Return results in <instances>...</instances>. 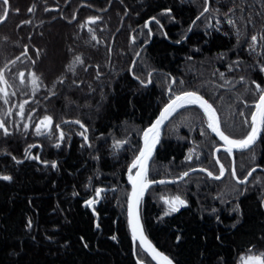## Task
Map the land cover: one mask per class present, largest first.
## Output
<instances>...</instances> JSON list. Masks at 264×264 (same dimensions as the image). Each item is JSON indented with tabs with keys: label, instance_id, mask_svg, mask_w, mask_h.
<instances>
[{
	"label": "trees",
	"instance_id": "trees-1",
	"mask_svg": "<svg viewBox=\"0 0 264 264\" xmlns=\"http://www.w3.org/2000/svg\"><path fill=\"white\" fill-rule=\"evenodd\" d=\"M185 1L9 0L10 15L0 23V72L4 75V82L0 83L4 89L0 92V118L7 121L13 135L5 138L0 132V173L14 179L0 181V264H136L127 225L126 197L130 190L127 167L141 144L139 130L155 119L167 101L163 75L171 73L177 80L190 81L186 86L189 89L202 83L207 87L205 81L216 78L212 76L214 70L227 71L231 61L239 59L247 67L264 59L259 40L255 52L248 48L251 35L255 34L251 27L237 46L236 37L223 17H211L207 13L208 20L202 17L197 21L187 41L175 43L202 10V0ZM210 3L212 7L224 5L223 11L229 6L228 0H210ZM248 5L261 10L258 0H248L246 14L250 10ZM167 7L173 9L175 22L159 15ZM30 8L33 10L29 11ZM2 10L0 4V14ZM96 16L100 19L89 20ZM153 16L161 20L168 35L165 37L152 22L153 40L144 46L136 68L129 72L135 53L150 39L144 25ZM217 18L221 19L219 26H216ZM48 28L55 29L57 35L49 34ZM93 34L96 40L92 39ZM47 39L53 40L56 49L53 58H48ZM196 48L200 50L197 52ZM218 53H224L226 58L218 59ZM76 55L81 56L84 64L75 65L73 74L68 68ZM188 56H192L191 61L187 60ZM151 69L156 70L153 84L139 88L133 72L147 80V71ZM233 72H245L253 78L260 76L241 69ZM32 73L41 81L34 93ZM61 78H64L62 85L56 83ZM52 91L56 92L55 96ZM102 97L106 102L97 115L92 108L100 107ZM25 100L28 103L20 115L19 105ZM238 112L219 114L222 122L238 124L244 119ZM45 115L52 116L56 137L59 136L56 124L66 134L60 149L52 146L54 141L49 139L47 130L42 129L43 135L36 134L35 125ZM201 119L203 113L192 106L170 121L152 160L150 178H174L194 166L217 169L211 155L216 145ZM75 120L89 128L92 149L81 148L79 125L64 123ZM24 124L29 125L27 130ZM201 127L206 136L200 135ZM101 133L106 140L97 139ZM234 137L239 138V132ZM114 138H128L130 143L117 149L113 147ZM25 149L41 160H56L59 170L25 159ZM193 149L191 161L186 160ZM5 150L23 163L16 164L11 156L4 154ZM254 151L256 164L264 167V133ZM97 155L100 159H93ZM247 155L243 152L236 156L241 177L255 166L249 163ZM227 180L215 181L195 173L182 182L149 190L141 209L146 234L176 264H218L220 257L226 264H240L241 256L264 252V240H261L264 207L260 206L264 199V172H255L244 187L239 186L248 190L238 200L227 194L235 184L232 178L231 182ZM97 187L106 190L100 198L95 196ZM222 194L223 202L217 198ZM174 195L187 199L188 206L163 216L166 205L160 197ZM89 199L98 202L89 207L85 204ZM236 203L242 209L238 224L232 212ZM213 207L217 209L215 214L210 211ZM29 218L34 222L31 230L25 227ZM96 223L101 225L99 229ZM112 235L117 236L116 241L110 239ZM177 235L181 236L179 243ZM218 235L220 240L216 239ZM85 242L89 247H83ZM136 252L147 264H154L138 247Z\"/></svg>",
	"mask_w": 264,
	"mask_h": 264
},
{
	"label": "snow or ice",
	"instance_id": "snow-or-ice-1",
	"mask_svg": "<svg viewBox=\"0 0 264 264\" xmlns=\"http://www.w3.org/2000/svg\"><path fill=\"white\" fill-rule=\"evenodd\" d=\"M123 2V0H121ZM184 0H181L183 3ZM196 2V0H193ZM248 0H228L227 11H223L224 5L220 7H212L210 0H202V10L199 11L198 15H196L195 19L191 21L186 32L182 33L180 38L175 40V43L180 44L188 40V33L193 31V27L196 25L197 21H200L203 17L205 21L208 20V16L205 14H209L211 17H223V20L226 21L227 25L233 31V34L236 37L237 46H240L241 40L243 37H246L248 34L249 27H251L255 34L251 35V43H249L248 48L250 52H255L258 40L260 42V47L264 48V0H258L260 4V11H256L252 5H248L249 11L245 12V5L247 4ZM0 4L3 5L2 14H0V23H3L11 12V5L9 0H0ZM35 5H33V8ZM33 9L30 8L29 11ZM47 10V9H45ZM106 11V9H103ZM173 9L171 7L164 8L162 12L159 14L162 17L168 19L169 22H175L176 18L172 14ZM127 14V12L125 13ZM255 17H259L257 20ZM75 18V17H73ZM100 17H90L89 20L91 22H95L99 20ZM150 21H154L156 25L159 26V30L161 33L167 37V32H164V24L161 23V20L156 16L150 18ZM221 24V19H216V26ZM149 22H146L144 27L148 28ZM83 27V25H81ZM216 30L219 31V27H216ZM89 32H93L91 28H89ZM152 30L151 28L148 29V35L151 36ZM92 39L96 40V36L93 34ZM199 48H196L195 51H199ZM110 51V49H109ZM136 56H140V53H135ZM218 59L224 60L225 54L218 53ZM187 60L191 61L192 56H188ZM83 65L84 60L81 58L80 55H76L74 57L73 62L69 65L68 70L75 74V65ZM137 66V61H132V66L128 69L129 72H132L134 68ZM91 67V65H89ZM236 69H241L244 71H249L255 73L257 75L264 74V59H258L255 64L248 65L247 67L244 66V62L237 59L231 61L227 65V71L229 73L233 72ZM87 71V68L84 69ZM156 72L155 69H151L147 71V80L140 79V76L136 75L133 72V79L138 81L139 88H147L149 85L153 84V74ZM23 77V73L20 74ZM213 76H216L219 80L223 81V84L218 85L219 87L228 86L229 89H235L236 85L239 84L243 88V91L237 90L236 93V100L239 104H243L244 107L251 109L254 107V111H250L251 119L250 121L247 119L246 114L244 111H239L238 115L240 117H244L238 124L235 121H221V118L218 116V109L214 107L213 102H210L209 99H206L205 96L201 93L200 88L204 87V84L189 89L186 87L191 82L186 81L185 79L177 80L176 77L172 76L171 73H167L163 75V79L167 84V102L164 104L163 108L159 111V114L155 117L154 121H151L149 126L146 128L139 130V135L142 140V144H140L133 155L131 163L127 167L128 172V183L131 185L130 192L127 193L126 197V213H127V225L131 232V238L134 242L138 241V248L147 253L148 256L151 257L152 261H155L156 264H176L173 258H170L168 255L164 254L162 251H158L157 248L152 244L149 240L148 236L146 235L144 223L142 221L141 216V202L146 194V192L150 189V187L154 184H166V183H174L175 181H166V180H156L154 178H150V161L153 160L154 154L157 152L158 145L161 143V128L165 125V122L169 120L170 117L173 116L180 109H185L187 106H196L200 109L203 113V119H201L202 124H206L208 130L211 131L219 139V141L223 142V151L228 155L232 156L234 150H239L242 153L247 151V160L251 165H255L251 167L250 170L246 172L243 179L238 178L237 176V169L235 167V163L233 161V166L230 170V176L236 181L234 185L228 189L227 194L233 195L234 199H237L244 194L248 189L241 188L240 185H245L248 182V177L252 176L254 172H256L257 168L259 167L256 164V154L254 151V146L260 140L262 133H264V83L257 82L255 78L250 76L241 75L238 78L229 79L226 77V73L219 71V69H215L212 73ZM100 72L99 66H97V79H99ZM4 82V75L3 72H0V83ZM23 79L21 83H23ZM40 77L36 73H32V89L33 93L35 92L36 88L40 83ZM56 83L63 84L64 78L59 79ZM75 84L76 81H73ZM82 83V81H81ZM176 86L174 89L173 86ZM254 86V87H253ZM79 87V85H77ZM91 87V85H89ZM0 92H4L3 88H0ZM15 94V93H13ZM53 96L56 95L55 91L51 93ZM7 95V93H5ZM252 96L254 99V104L249 105L246 101V97ZM222 99V98H221ZM8 101L5 100V103ZM28 101L25 100L24 103L19 105L20 115L24 114V106L27 104ZM10 114V112H9ZM236 113L233 114V116ZM195 119V118H193ZM64 123H74L79 125L82 131L78 132L77 134L83 138V143L81 144V148H93V143L88 135L89 128L80 120L75 121H64ZM53 118L50 115H45L42 120H40L39 124L35 125V131L37 135H43L44 132L42 129L48 131L49 139H52L54 142L52 146L56 149H60L62 143L66 139L65 132L61 129L60 124L55 125V129L59 132V136L56 137L53 129ZM29 127L28 124H24L23 128L27 130ZM18 130V129H17ZM0 132H2L3 137L8 138L13 135L10 128L7 126V121L3 118H0ZM239 132V138H234V135ZM109 136L112 133L108 134ZM200 135L206 136L207 133L203 127L200 129ZM98 140H106L107 137L104 133H101ZM211 139V138H210ZM130 143L128 138L124 139H115L113 142V147L119 149L124 145H128ZM35 147V145H29V148ZM98 151V149H96ZM190 154L185 157L186 160L191 161L192 155ZM220 152V147H215L214 151L211 153L213 160L216 165H219L218 174H214L213 171H210L208 168L201 167L198 170L200 172H204L213 180H221L224 176L226 171L225 165L221 163L217 153ZM5 155L11 156V159L15 161L16 164L23 163V160L17 159L15 156H12L11 153L4 151ZM25 159H32L39 161L45 167H50L53 170H59V164L56 160H41L39 156L30 155L28 149H25ZM93 159L99 160L100 157L94 156ZM199 159V157H197ZM244 164L241 165V169H244ZM190 171H197L195 168H191L188 171H184L180 174L179 179L183 180L185 177H188ZM13 176L8 174L0 173V181L4 182H12ZM91 181V178H89ZM106 190L103 188L97 187L95 189V196L96 198H100L101 194ZM76 193H74L75 195ZM223 194L218 199H221L223 202ZM160 199L163 201V204L166 205V210L163 213V216L171 215L172 213L179 212L181 208L188 206L187 199L183 198L181 195H174V196H161ZM98 202V199H89L85 201V204L89 207H92L94 204ZM260 206L264 207V199L261 200ZM95 212V209H93ZM211 213L215 214L217 209L215 207L211 208ZM232 212L236 214V224L239 223V218L242 216V209L239 203H236L233 208ZM163 219V217H160ZM217 221L220 220L219 215L216 216ZM33 220L29 218L26 222V229L31 230L33 228ZM236 224H233V227H236ZM95 227L99 229L101 225L96 223ZM48 239H52L51 237H47ZM35 239V237H32ZM82 241L84 240L83 237L80 238ZM111 240L116 241L117 236L112 235L110 237ZM217 240H220L221 237L218 235L216 236ZM261 240H264V237H261ZM176 241L179 243L181 241V236H176ZM83 247H89L88 243H84ZM254 247V246H253ZM249 252L252 249L248 250ZM137 255L136 264H147L144 258L140 257L139 252L135 253ZM218 264H226L223 257L218 259ZM240 264H264V252H260L259 255H245L240 257Z\"/></svg>",
	"mask_w": 264,
	"mask_h": 264
},
{
	"label": "flooded vegetation",
	"instance_id": "flooded-vegetation-1",
	"mask_svg": "<svg viewBox=\"0 0 264 264\" xmlns=\"http://www.w3.org/2000/svg\"><path fill=\"white\" fill-rule=\"evenodd\" d=\"M224 72L226 73V77L229 79H232L234 77L238 78L241 75L248 76V73H245V72H243V73H239V72L229 73L227 71H224ZM259 75L260 76L259 77L256 76L255 79L257 80V82L264 83L263 82L264 74H259ZM220 84H223V81L219 80L216 77V78L212 79L211 82H209V86L202 88V90H200V91L207 99H209L210 102H213L214 106L218 109L219 112L220 111H223V112L244 111L246 113L249 110V108L244 107L243 104H239L238 101L236 100L237 90L243 91V88L241 87V85L237 84L235 89L230 90L228 86L219 87L218 85H220ZM246 101L249 105L252 104L253 103V97L252 96L246 97ZM178 123L179 122H177V124ZM213 138H212V140H213L214 144L216 145L215 147L221 146V143L215 137H213ZM177 142H179V136H178ZM229 159H231V158L227 154H222L220 161L225 165L226 169H228V171H226L223 179L226 178V179H228L227 181L231 182L232 177L230 176L229 173L231 170L232 162L230 164ZM229 164H230V166H229ZM213 172H214V174H218V170L216 168H214ZM237 175L240 179H242L241 174H239L237 172ZM241 186L244 187V185H241Z\"/></svg>",
	"mask_w": 264,
	"mask_h": 264
},
{
	"label": "rangeland",
	"instance_id": "rangeland-1",
	"mask_svg": "<svg viewBox=\"0 0 264 264\" xmlns=\"http://www.w3.org/2000/svg\"><path fill=\"white\" fill-rule=\"evenodd\" d=\"M185 2H186V1L184 0L183 3H185ZM48 33H49V34H52V36H53V35H57L55 29H53V28H48ZM65 38H66V37H65ZM46 41L48 42V49H49V52H48V58H53V57L56 55V51H55L56 49H55V47H54L53 40H52V39H47ZM205 83L209 85V82H206V81H205ZM211 86H212V85H211ZM101 100H102V101H101V105H100V107H93V108H92V109L94 110L95 114H97V115H100V114H101V110H100V109L104 106V104H105V102H106V99H104V97H102ZM66 102H67L68 105L70 104V101L68 100V98H66Z\"/></svg>",
	"mask_w": 264,
	"mask_h": 264
},
{
	"label": "water",
	"instance_id": "water-1",
	"mask_svg": "<svg viewBox=\"0 0 264 264\" xmlns=\"http://www.w3.org/2000/svg\"><path fill=\"white\" fill-rule=\"evenodd\" d=\"M148 22H150V20H149ZM148 26H149V25H148ZM150 42H151V41H150ZM178 111H179V110H178ZM178 111H177V112H178ZM177 112H176V113H177ZM174 114H175V113H174ZM174 114H173V115H174ZM170 118H171V117H170ZM170 118H169V120H170ZM169 120H168V121H169ZM168 121H166V122H165V125L162 126V128H161V140H162V136H163L164 128H165V126H166V124H167ZM262 134H263V133H262ZM261 137H262V135H261ZM221 142H222V141H221ZM141 143H142V140H141ZM222 143H223V142H222ZM158 147H159V145H158ZM157 149H158V148H157ZM237 151H239V150H234L233 153H235V152H237ZM154 155H155V154H154ZM150 164H151V161H150ZM150 164H149V167H150ZM195 169H197V171H199V170H198L199 168H195ZM259 169H260V167L257 168V170H259ZM261 169H262V168H261ZM257 170H256V171H257ZM197 171H194V172H197ZM194 172H193V171H190V174H192V173H194ZM190 174H189V175H190ZM127 177H128V173H127ZM185 178H186V177H185ZM185 178H184V179H185ZM249 178H250V177H248V180H249ZM184 179H183V180H184ZM157 180H161V179H157ZM163 180H166V181H175V182L182 181V180H180L179 178H176V179H163ZM175 182H174V183H175ZM166 184H171V183H166ZM159 185H161V184H154V185H152L151 187H153V186H159ZM130 186H131V185H130ZM151 187H150V188H151ZM130 190H131V189H130ZM147 193H148V191L146 192L145 196L147 195ZM145 196H144V198H145ZM144 198H143V200H144ZM140 208H141V206H140ZM129 230H130V229H129ZM130 233H131V232H130ZM149 240H150V239H149ZM150 241H151V240H150ZM132 242H133V253H134L135 257H136V254H135V253H136V246H137V244H138V241H137V242H134V241L132 240ZM151 242H152V241H151ZM152 244L157 248L158 251H161L160 249H158V247H157L153 242H152ZM146 254H147V253H146ZM164 254H165V253H164ZM147 255H148V254H147ZM149 257H150V256H149ZM150 258H151V257H150ZM153 262L156 264L155 261H153Z\"/></svg>",
	"mask_w": 264,
	"mask_h": 264
}]
</instances>
